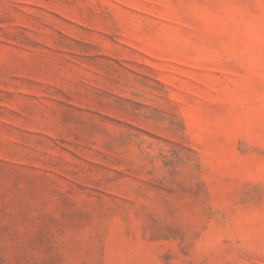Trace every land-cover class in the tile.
Wrapping results in <instances>:
<instances>
[{
    "label": "rangeland",
    "instance_id": "1",
    "mask_svg": "<svg viewBox=\"0 0 264 264\" xmlns=\"http://www.w3.org/2000/svg\"><path fill=\"white\" fill-rule=\"evenodd\" d=\"M0 264H264V0H0Z\"/></svg>",
    "mask_w": 264,
    "mask_h": 264
}]
</instances>
